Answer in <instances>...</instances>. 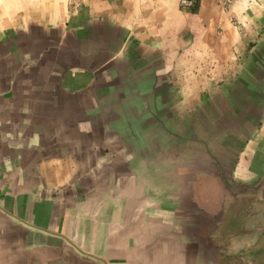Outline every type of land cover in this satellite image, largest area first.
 <instances>
[{
  "label": "crops",
  "instance_id": "1",
  "mask_svg": "<svg viewBox=\"0 0 264 264\" xmlns=\"http://www.w3.org/2000/svg\"><path fill=\"white\" fill-rule=\"evenodd\" d=\"M181 1L0 0V264H264V0Z\"/></svg>",
  "mask_w": 264,
  "mask_h": 264
},
{
  "label": "built area",
  "instance_id": "2",
  "mask_svg": "<svg viewBox=\"0 0 264 264\" xmlns=\"http://www.w3.org/2000/svg\"><path fill=\"white\" fill-rule=\"evenodd\" d=\"M233 1L234 0H222V4L224 8H228L232 4ZM181 2L184 6H187V7H191L195 3L193 0H182Z\"/></svg>",
  "mask_w": 264,
  "mask_h": 264
},
{
  "label": "trees",
  "instance_id": "3",
  "mask_svg": "<svg viewBox=\"0 0 264 264\" xmlns=\"http://www.w3.org/2000/svg\"><path fill=\"white\" fill-rule=\"evenodd\" d=\"M193 1L195 2L194 5L189 8H190V11L195 12L198 0H193Z\"/></svg>",
  "mask_w": 264,
  "mask_h": 264
},
{
  "label": "water",
  "instance_id": "4",
  "mask_svg": "<svg viewBox=\"0 0 264 264\" xmlns=\"http://www.w3.org/2000/svg\"><path fill=\"white\" fill-rule=\"evenodd\" d=\"M264 52V51H263ZM260 71V73H262V72H264V71H262V69L261 70H259ZM263 75V74H262Z\"/></svg>",
  "mask_w": 264,
  "mask_h": 264
}]
</instances>
